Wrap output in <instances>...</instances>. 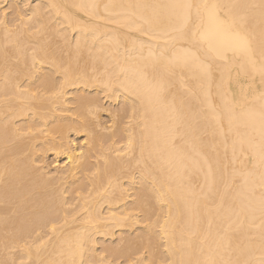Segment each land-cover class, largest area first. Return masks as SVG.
I'll use <instances>...</instances> for the list:
<instances>
[{
	"label": "bare ground",
	"instance_id": "1",
	"mask_svg": "<svg viewBox=\"0 0 264 264\" xmlns=\"http://www.w3.org/2000/svg\"><path fill=\"white\" fill-rule=\"evenodd\" d=\"M0 264H264V0H0Z\"/></svg>",
	"mask_w": 264,
	"mask_h": 264
}]
</instances>
